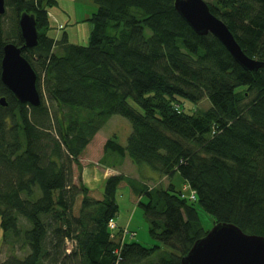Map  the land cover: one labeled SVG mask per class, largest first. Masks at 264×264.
Wrapping results in <instances>:
<instances>
[{
  "label": "trees",
  "instance_id": "obj_1",
  "mask_svg": "<svg viewBox=\"0 0 264 264\" xmlns=\"http://www.w3.org/2000/svg\"><path fill=\"white\" fill-rule=\"evenodd\" d=\"M91 1L89 42L78 45L47 37L55 0H4L14 19L6 31L0 15V73L13 43L36 73L40 104L18 102L0 80L2 240L27 250L0 264H180L218 222L264 237V66L244 70L213 35L196 34L174 0ZM206 3L242 52L264 64V0ZM22 12L36 22L32 48H23ZM113 115L130 132L124 145L105 140L100 164L116 169L127 159L159 178L178 174L188 195L123 173L106 178L102 192L73 180L72 166L80 173V156ZM122 183L170 252L122 239V228L112 235ZM197 206L212 218L207 230Z\"/></svg>",
  "mask_w": 264,
  "mask_h": 264
},
{
  "label": "water",
  "instance_id": "obj_2",
  "mask_svg": "<svg viewBox=\"0 0 264 264\" xmlns=\"http://www.w3.org/2000/svg\"><path fill=\"white\" fill-rule=\"evenodd\" d=\"M173 6L196 34H211L218 39L244 70L255 71L264 66L242 52L227 26L210 12L204 0H174ZM4 12L5 3L0 0V15ZM18 24L23 48L35 47L39 33L34 16L22 12ZM36 77L29 62L22 56L21 48L6 43L3 47L0 80L18 102L31 106L40 104ZM0 105L5 106L3 97L0 98ZM180 264H264V237L246 234L231 223L218 222L193 243Z\"/></svg>",
  "mask_w": 264,
  "mask_h": 264
},
{
  "label": "rangeland",
  "instance_id": "obj_3",
  "mask_svg": "<svg viewBox=\"0 0 264 264\" xmlns=\"http://www.w3.org/2000/svg\"><path fill=\"white\" fill-rule=\"evenodd\" d=\"M204 1L212 2V0ZM46 9L49 16L47 37L60 40L61 37L65 35L67 42L70 44L87 45L92 29V23L89 19L97 9L96 5L91 0H55V3L48 5ZM13 19V12L7 9L2 17V23H4L3 26L6 31L12 27ZM207 105V101H202L198 104V107L205 108ZM129 132L130 124L125 118L118 115L111 116L100 131H98L91 139L80 156V162L84 165H91L99 167L100 169H105V166L100 164V159L103 156V144L105 140L115 137V140L119 144L124 145ZM83 156L85 158H83ZM72 169L74 175L73 180L76 182L78 180L79 171L75 165L72 166ZM122 169L127 175L144 179L150 187L159 185L166 187L171 182L176 189H181L185 195H188V190L182 185L183 181L178 174H174L167 179L164 177L153 179L155 177L154 172L147 165L136 167L131 163V165L125 164ZM94 177L95 176L92 175L89 176V179H87L90 181L89 183H91V180L95 181L93 180L95 179ZM93 189L98 190L96 188ZM116 202L118 204V213L114 218L116 228L112 235L116 230L126 228L128 233L123 237L122 230V233H120L121 238L126 237L127 240H132L144 247L150 248L157 245L160 246L163 251H171L158 239H155L150 235V226L147 218L143 214L142 207L137 204L134 195L132 197L131 191L125 183H122L117 189ZM197 212L203 229H209L212 223L210 215L199 206H197ZM2 237L3 231L0 227V262L10 255H16L19 257L25 255L27 250L22 248L21 242L16 243L14 246H10L3 244ZM114 238L117 239V236ZM66 248L67 252L71 250L72 245L70 242L66 243Z\"/></svg>",
  "mask_w": 264,
  "mask_h": 264
},
{
  "label": "crops",
  "instance_id": "obj_4",
  "mask_svg": "<svg viewBox=\"0 0 264 264\" xmlns=\"http://www.w3.org/2000/svg\"><path fill=\"white\" fill-rule=\"evenodd\" d=\"M83 158H85V157L83 156ZM80 161H81V159H79V162ZM125 164L131 165V162L126 159L125 161H123V164L116 169H111L109 167H104L105 169H100L99 167H94L91 165H84L80 162L81 171H80V173H78V175H79L80 180L83 182V184L86 185L89 189L96 188L100 192H102L103 183H104L106 178H108L111 175H115L117 173H123V174L127 175L126 173L123 172V169H122ZM90 175L95 176L94 177L95 179H93L95 181L91 180V183H89L90 181L87 180V179H89ZM128 176H130V175H128ZM154 176H155L154 179H156L157 176L156 175H154ZM130 177H133L137 180H144V179L137 178L134 176H130ZM131 195L133 197L132 193H131ZM134 197L138 201V198L136 196H134Z\"/></svg>",
  "mask_w": 264,
  "mask_h": 264
},
{
  "label": "built area",
  "instance_id": "obj_5",
  "mask_svg": "<svg viewBox=\"0 0 264 264\" xmlns=\"http://www.w3.org/2000/svg\"><path fill=\"white\" fill-rule=\"evenodd\" d=\"M182 196H185V195L183 194ZM187 197L190 198V199H193L194 198V193L191 191L189 193V196H187ZM108 227H109V230L114 231V229L116 228L115 222L114 221H110L108 223ZM122 230H123V235L122 236L124 237V235H126L128 233V231L126 230V228H123ZM122 239H124V238H122Z\"/></svg>",
  "mask_w": 264,
  "mask_h": 264
}]
</instances>
